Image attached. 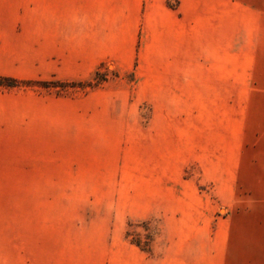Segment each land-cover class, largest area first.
Masks as SVG:
<instances>
[{
    "label": "rangeland",
    "instance_id": "1",
    "mask_svg": "<svg viewBox=\"0 0 264 264\" xmlns=\"http://www.w3.org/2000/svg\"><path fill=\"white\" fill-rule=\"evenodd\" d=\"M238 23L236 0H85L82 57L0 87L30 118L0 128V264H187L204 235L264 233Z\"/></svg>",
    "mask_w": 264,
    "mask_h": 264
},
{
    "label": "crops",
    "instance_id": "2",
    "mask_svg": "<svg viewBox=\"0 0 264 264\" xmlns=\"http://www.w3.org/2000/svg\"><path fill=\"white\" fill-rule=\"evenodd\" d=\"M85 0H0V77L47 81V56L81 58ZM237 35L251 80L264 92V0H236ZM47 45L52 48L48 50ZM52 50L59 54L51 53ZM64 52V53H61ZM28 90L0 88V128L29 121L20 110ZM187 264H264V233L207 234Z\"/></svg>",
    "mask_w": 264,
    "mask_h": 264
},
{
    "label": "trees",
    "instance_id": "3",
    "mask_svg": "<svg viewBox=\"0 0 264 264\" xmlns=\"http://www.w3.org/2000/svg\"><path fill=\"white\" fill-rule=\"evenodd\" d=\"M22 83L23 82L16 81L10 78L0 77V87L12 88V87H17Z\"/></svg>",
    "mask_w": 264,
    "mask_h": 264
}]
</instances>
